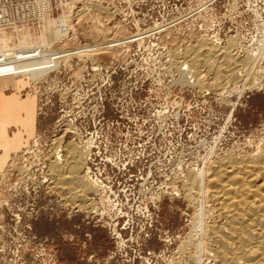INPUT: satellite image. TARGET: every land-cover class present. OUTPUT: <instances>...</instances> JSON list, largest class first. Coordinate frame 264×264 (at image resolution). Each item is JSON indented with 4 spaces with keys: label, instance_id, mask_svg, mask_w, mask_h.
<instances>
[{
    "label": "built area",
    "instance_id": "1",
    "mask_svg": "<svg viewBox=\"0 0 264 264\" xmlns=\"http://www.w3.org/2000/svg\"><path fill=\"white\" fill-rule=\"evenodd\" d=\"M88 1L125 29V37L107 44L120 57L82 61L76 54L94 50L92 41L81 42L76 28L60 26L73 38L71 47L50 52L40 65L42 77L25 89L35 99L36 116L52 117L59 141L40 155L23 150L19 169L9 164L0 175V188L5 186L10 197H29L45 187L53 191L47 171L53 147L59 145L62 155V145L72 144L91 191L83 208H72L73 203L70 208L105 230L113 243L109 259L136 264L152 237L161 202L184 193L185 174L215 159L220 141L237 124L236 106L264 83V0H244V8L238 0ZM70 3L0 0V30L58 18ZM54 9L58 13L52 17ZM198 44L231 46V54L247 57L251 70L236 68L235 78L216 90L198 87L208 75L199 69L193 76L185 63V51Z\"/></svg>",
    "mask_w": 264,
    "mask_h": 264
},
{
    "label": "rangeland",
    "instance_id": "2",
    "mask_svg": "<svg viewBox=\"0 0 264 264\" xmlns=\"http://www.w3.org/2000/svg\"><path fill=\"white\" fill-rule=\"evenodd\" d=\"M71 2L74 5L73 11L76 13L74 14L72 11L69 22L73 28H76V33L81 42L92 41L91 38L82 36L81 32V27H87L91 23L96 26L99 24L97 27L101 31L121 29L123 37L126 36L125 29L115 18L112 19L105 9L88 0H71ZM237 4L242 8L245 7L244 0H238ZM87 6L93 8V15H89L88 12L86 18L82 20L80 17L81 20L78 19V14L82 13ZM67 10V7L62 8L61 14ZM57 13V9H54L52 17H55ZM45 22L49 21L44 18L38 25L29 27L30 29L27 32L34 37H39L41 35L40 27H43ZM254 34L257 36L259 32L258 34L255 33L254 28H252L251 35ZM61 43H66V45L68 44L67 47H71L70 40L59 42L57 46ZM207 48L209 46L204 44H200L196 48H190L192 50L191 56L197 53L203 55L206 53ZM210 48L216 49L219 54L227 52L230 58L229 64L233 69L236 66L238 69H247V72H249L248 66L251 64L247 63L246 65L245 61L249 62L247 57L243 55L235 56L231 54L230 49L212 46ZM113 49L114 47H110V51L113 54L115 53V55H112L114 57L119 56L120 52ZM53 51V49L31 51L37 53L35 60L30 61L32 62L30 66L34 70L35 80L31 77L19 76L16 71L12 73H15V75L2 78L11 77L25 81L27 83L26 87H29L31 80L35 82L42 77H39V74H42L40 65L44 64V60L46 63L47 56ZM5 62L7 61L5 60ZM219 62H222L221 59H219ZM205 74L209 73L205 71ZM210 76L209 82L212 79V76ZM25 93L28 95L26 91ZM234 118L237 124L235 127L228 129V134L224 135V138L220 141L216 149L215 159L207 161L205 163L206 167L201 171H190L185 174V184L187 186L184 188V193L182 192L170 200L164 199L161 202L152 237L143 245V253L140 254L136 264H197L191 256L195 255L196 249L200 248L199 246L202 243L208 249H217L218 245L214 240L200 235L199 224L219 223L221 218L217 217L220 212V205L216 200L206 198V195L204 197H202L203 195L200 196L199 190L196 193L194 189L190 188L191 192L186 193L187 188L191 185L189 175L199 176L204 174L207 166L210 165H212V169L209 172H215L216 166H219L218 164L224 159L239 162L246 160L253 153L258 152L257 150L259 152L264 150V83L262 86L253 87L248 97L241 100L240 106L235 108ZM51 127L52 117L50 115L39 117L35 115V132L26 145L28 148H26L34 149L33 153L36 155H40L44 149L50 148V143L57 139V135L53 133ZM67 144L70 143L62 145L63 150H65ZM65 154L66 152L62 156L64 157ZM11 157L7 167L13 165L18 170L19 167L16 161L19 154L13 156L12 159ZM7 167L0 173H4ZM78 176L82 177L81 169ZM14 179L15 177L11 178V180ZM38 191L37 194H30L29 197H25L21 193L10 197L7 195L5 186L0 188V264H116L114 260L109 259L110 252L113 250L112 241L108 238L105 230L94 224H87L84 219L85 214L78 211V206H81L80 201H77L78 204L74 205V201L66 200L68 195L60 190L58 192V189L52 191L45 187ZM189 193H191V200L189 196L187 197ZM202 200L204 204L201 202ZM70 202L73 203V207ZM70 207L77 208V212L74 213ZM15 215H18L19 220L13 217Z\"/></svg>",
    "mask_w": 264,
    "mask_h": 264
},
{
    "label": "bare ground",
    "instance_id": "3",
    "mask_svg": "<svg viewBox=\"0 0 264 264\" xmlns=\"http://www.w3.org/2000/svg\"><path fill=\"white\" fill-rule=\"evenodd\" d=\"M72 5L73 2L67 5L68 10L62 12L58 18L42 17V20L45 18L49 22H45L44 26L40 27L41 35L39 34V37H34L27 32L30 29L29 27H15L7 31L0 30V55L9 54L4 58L11 61L12 67H16L23 63L27 64L32 60V57H35L31 51H38L39 49H53L54 51L68 49L69 47H67L68 44L66 45V43H61L58 46L57 44L67 40L73 41V38H68L69 35L60 31L61 25L72 29L70 22L68 23L69 11ZM91 6H87L82 13L80 12L78 19L80 17L82 20L86 18L88 12L89 15H93ZM93 7L95 8V5ZM97 26L91 23L87 27H81L82 36L92 39L94 50H91L90 47L88 51H82L81 54L78 52L76 54L77 58L79 57L82 61L85 59L103 61L106 57H120V55L114 57L115 53L113 54L110 51V47L107 44L110 43L109 40L124 36L121 29L115 28V30L101 31ZM171 39L172 42L176 41L174 36H171ZM65 46L66 48H64ZM224 48L231 49V46ZM191 55L192 50L187 49L185 51V57L187 56L185 63L189 72L196 76V72L202 68L204 72L207 71L212 76L209 82L210 75L206 74L208 75L207 82L209 83H198V87L204 85L207 88L216 90L222 84L227 83L226 81L229 82L235 78L236 66L233 69L231 64H229L230 58L227 52L219 54L216 49L209 46L203 55L198 53L194 56ZM219 59L222 62H219ZM245 62L246 65L250 63ZM250 67L251 65L248 66V71H250ZM24 68L23 77L34 79L33 68L30 65H26ZM13 72L14 70H1L0 78L15 75V73L12 74ZM40 76L42 74H39ZM33 81L31 80L30 86ZM58 141L56 140L55 143ZM58 148L60 147H53L54 161L50 162L47 169L52 177V187L53 189H58V192L60 190L68 195L66 200L80 201L81 206L78 207L81 209L83 208L82 201H84V196L91 191V186L82 177L78 176L81 169L80 152L72 144H67L64 150L66 154L63 157V154L58 155ZM257 151L246 160L239 162L224 159L218 164L219 166H216L215 172H209L212 169V165H210L207 166L204 174L199 176L189 175L191 185L187 188L186 193L188 191L191 192L190 188H192L196 193L200 192V196L203 195L202 197H204L206 195L209 200L210 198L216 200L220 205V210L218 209L220 212L217 218H221L220 221H223L221 223L220 221L219 223L215 222L211 225L206 223L199 224L200 235L214 240L218 246L217 249L211 250L202 243L199 246L200 248L196 249L195 255L191 256L197 264H264V150ZM0 175L4 174L0 173ZM188 196L190 199L191 193L187 194ZM201 202L203 203V200Z\"/></svg>",
    "mask_w": 264,
    "mask_h": 264
},
{
    "label": "crops",
    "instance_id": "4",
    "mask_svg": "<svg viewBox=\"0 0 264 264\" xmlns=\"http://www.w3.org/2000/svg\"><path fill=\"white\" fill-rule=\"evenodd\" d=\"M7 55H0V71L14 70L23 77L24 67L32 62L12 67L4 58ZM26 85L11 77L0 78V171L7 167L10 156L23 152L35 132V100L25 93Z\"/></svg>",
    "mask_w": 264,
    "mask_h": 264
}]
</instances>
